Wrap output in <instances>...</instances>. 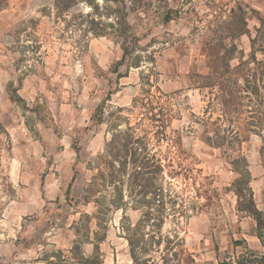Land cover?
Returning a JSON list of instances; mask_svg holds the SVG:
<instances>
[{
	"label": "rangeland",
	"instance_id": "rangeland-1",
	"mask_svg": "<svg viewBox=\"0 0 264 264\" xmlns=\"http://www.w3.org/2000/svg\"><path fill=\"white\" fill-rule=\"evenodd\" d=\"M121 1L76 0L68 7L66 0H9L0 10V264L29 258L27 247L49 234L30 221L50 207L42 194L48 189L64 194L56 207L74 221L77 242L105 234L104 263L132 264L123 212H106L101 227L96 219L114 195L107 146L128 127L165 167L159 183L171 202L163 234L179 237L195 264H238L249 249L238 226L243 213L232 163L247 159L259 196L264 0ZM119 10L127 13L124 33L115 31ZM224 63L238 74L231 81L247 90L235 121L225 118L213 86ZM205 127L259 134L243 133L239 142L230 133L218 148L205 140ZM240 144L238 152L229 149ZM129 173L119 175L127 203ZM91 188L95 193L82 201ZM127 215L135 223L140 212L127 209ZM66 222L53 234L64 237L59 226ZM246 257L242 264H255Z\"/></svg>",
	"mask_w": 264,
	"mask_h": 264
},
{
	"label": "trees",
	"instance_id": "trees-1",
	"mask_svg": "<svg viewBox=\"0 0 264 264\" xmlns=\"http://www.w3.org/2000/svg\"><path fill=\"white\" fill-rule=\"evenodd\" d=\"M8 2L9 0H0V10L4 9L8 5ZM75 2L76 0H66L68 7ZM117 2L123 3L121 0H117ZM126 29L127 13L125 10H119L118 27L115 31L124 33ZM240 35H244V33H240ZM223 50L228 52L229 49L224 45ZM128 53L129 48L126 47L125 57ZM225 59L227 61V57ZM223 67L227 69L221 73H217L213 86L220 93L221 103L225 107V118L235 121V119L241 118L238 116V114L241 115L239 109L241 104H239V101L242 100L243 93H246L247 90L245 87H241L237 80L231 81L232 77H236L238 74L231 72L229 65L224 63ZM230 72L231 77L226 78V75ZM203 78L206 79V77ZM242 80L249 90V78L243 77ZM231 82L232 84H230ZM218 120L220 121V119ZM131 130L128 127L127 132L119 137L115 136L107 146L108 150L105 154L104 164L108 170V177L111 179L109 184L113 186L114 195L108 199V202L104 203L105 207L103 210L97 211L96 219L99 222V226L102 222H105L104 217L106 216V212L111 211V209L123 212L121 220L122 237L128 243V251L132 264H195L193 255L185 249L179 237L165 236L162 232L169 214L168 205L171 202L168 201L165 190L159 183L163 180L165 167L161 160L149 152L150 150L147 145L142 146L145 144L143 140L137 139L131 134ZM233 132V130H222L221 128L214 130L207 128L205 133L208 135L205 140L218 148H223V145L218 140L225 138L226 135ZM246 132L259 134L254 130L245 131L238 129L233 135L241 142V134ZM209 134H213V136ZM241 147L242 145L240 144V148L230 147L229 149L238 152L241 150ZM232 164L239 174V178L234 183V192L238 197V211L253 217L257 221L256 234L264 245V212L257 209L254 201V192L251 186L252 175L245 167L247 166V159L243 155H240L233 159ZM243 167L245 168L241 169ZM128 169H131V173H129L126 198L129 199L130 203L125 202V196L120 188L123 181L119 176L127 172ZM92 193H95V189H87L84 195L85 202L88 203L87 199L91 198ZM246 193L247 195H245ZM149 194L152 195V202L147 201ZM99 202L102 201H97L98 204ZM144 206L147 207L146 211H144ZM127 209L140 212V216L135 223H132L129 219ZM77 233L79 234V231ZM104 241L105 234L100 235L99 232L95 233L93 239L84 236L82 241L73 248V254L77 259L76 264H105L103 253L101 252V244ZM85 243L93 245V253L90 257L83 256L81 245ZM246 256L254 260L255 264H264V255L257 254L249 249L242 255V261L240 262L239 260L238 264L247 262ZM158 259L161 260V263L157 262Z\"/></svg>",
	"mask_w": 264,
	"mask_h": 264
},
{
	"label": "crops",
	"instance_id": "crops-1",
	"mask_svg": "<svg viewBox=\"0 0 264 264\" xmlns=\"http://www.w3.org/2000/svg\"><path fill=\"white\" fill-rule=\"evenodd\" d=\"M8 32L6 31L5 34ZM3 33V35H5ZM6 36V35H5ZM264 54V51L262 52ZM52 182L49 183L51 185ZM61 190H46L43 192V200L50 205V207H44L41 211H38L36 217L30 219L33 223L34 228L40 230L42 227L49 228V234L44 236L42 239H37L31 246L27 247L26 253H30V257L23 259L22 261L11 260L8 264H76L77 259L73 254V248L79 244L77 242V236L79 235L75 230L74 221L65 218L61 213H58V208L56 207V202L59 199V196H64L60 194ZM254 192V201L256 207L259 211L264 212V191L261 189V192L258 196L256 190ZM66 193L65 196H67ZM84 195H82V201H84ZM42 198V196H41ZM85 202V201H84ZM53 206V207H52ZM48 212V210H53ZM66 220L67 222L60 227L64 231V237L59 238L58 235H54L52 230L58 228V222ZM238 226L240 228V236L246 241L247 247L261 255H264V245L261 240L257 237V221L247 215H241L238 221ZM49 236V237H48ZM93 248L92 244L81 245V250L84 257H90L93 253L89 251L90 254L85 252V248ZM61 254V255H60Z\"/></svg>",
	"mask_w": 264,
	"mask_h": 264
}]
</instances>
